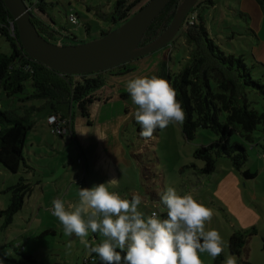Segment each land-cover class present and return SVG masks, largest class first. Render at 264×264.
I'll return each instance as SVG.
<instances>
[{
    "label": "rangeland",
    "instance_id": "374dc122",
    "mask_svg": "<svg viewBox=\"0 0 264 264\" xmlns=\"http://www.w3.org/2000/svg\"><path fill=\"white\" fill-rule=\"evenodd\" d=\"M45 1L48 2L46 12L37 7L32 10L41 21L50 16L54 18L55 26L52 27L57 32L43 31L53 42L65 31H72L79 39L83 38L85 26L90 29L88 40L94 39L100 36L101 31L113 29L123 22L116 24L111 18L117 0ZM239 1L215 0V6L197 10L205 15L210 36L224 50L236 54H244L245 51L246 56L250 53V42L255 43V34L239 14V8L242 9ZM146 2H141L133 11L136 12ZM71 11L78 12V24L68 21ZM180 33L176 35L174 45L168 44L122 66L104 71L105 80L95 89L97 99L90 104L89 115H84L78 103L71 100L59 103L52 99L49 102L44 98H32L22 102V98L33 91L30 83L26 84L24 93L11 97L0 86V108L12 110L18 115L28 113L34 122L23 151L32 169L21 167L17 174L9 172L0 164V264H87L85 259L92 254L89 255L77 237L65 235L62 224L50 211L52 202L57 196L66 204L75 202L78 188L82 185L90 188L113 176L119 181V187L113 190L129 200L134 194H139L142 197L140 210L146 214L157 210L163 218L162 213L166 212V208L161 202V195L166 186H174L181 194L191 193L196 200L209 207L216 217L218 215V218L213 216L210 224L215 223L219 228L223 217L216 206L218 202L213 200L209 176H202L193 166L194 163L202 164L201 160L194 157L195 148L217 139L216 133L210 128H200L193 139H188L182 131V125L170 124L164 130L155 131L151 139L145 140L140 135L139 124L133 115L136 105L125 90L126 82L132 78L159 77L164 70L167 71L164 62L168 63L173 75L189 63L193 45ZM67 41L64 40L63 44H68ZM0 50L11 51V45L4 37L0 40ZM248 63L252 64L250 61ZM253 76L259 78L256 74ZM249 99L255 109L264 110V97L261 94L251 91ZM54 105L66 114L71 113L73 132L60 136L52 131L48 112ZM97 133L107 139H98ZM232 139L242 141L238 132ZM251 154L252 149L248 146L247 165H251L255 171V159L250 162L249 158ZM82 157L87 170V183L79 178L84 170L83 163L78 162V158ZM229 164L232 165L231 159L221 156L217 168ZM20 176L28 178L34 188L23 208L6 224L7 215L1 210L8 207L11 199L8 188L17 183ZM70 186L72 189L68 193ZM92 237L94 234L90 233V241ZM20 248L33 260H26ZM99 262L98 257L90 264Z\"/></svg>",
    "mask_w": 264,
    "mask_h": 264
},
{
    "label": "trees",
    "instance_id": "16d2710c",
    "mask_svg": "<svg viewBox=\"0 0 264 264\" xmlns=\"http://www.w3.org/2000/svg\"><path fill=\"white\" fill-rule=\"evenodd\" d=\"M25 1L31 9L37 7L40 11L46 12L47 1ZM143 1L117 0L111 18L116 24L125 21L135 12L133 11L135 7ZM180 1L171 0L163 8L149 26L141 44L152 41L163 32L171 22ZM259 1L264 3V0ZM215 3V0H199L196 7L188 13L180 29V35H184L186 41L193 45L189 56L190 61L174 75L171 73L168 63L164 62L163 66L167 71L164 70L159 77L166 79L172 85L177 93V99L182 104L185 112L182 131L185 136L188 139H193L200 128H210L218 136L209 144L195 148L194 157L202 161L201 166L197 163L193 164L198 172L202 176L212 174L217 169L219 158L227 156L231 159L233 167L245 179H251L256 176V172H251L247 167L248 146L250 147V144L255 142V130L259 126L264 129V110L258 111L252 106L249 93L255 91L264 97V72H258L259 69L264 68V64L258 61L249 64L245 51L244 54L228 52L210 36L205 15L197 9L215 6ZM71 12L68 13L70 23H72L69 19ZM74 13L79 16L78 12ZM239 14L245 19L246 14L241 9H239ZM32 20L40 33L47 39L48 37L43 34V31H56L52 27V25L55 26V20L51 16L44 21L33 16ZM11 22H15L14 17L4 1L0 0V31L11 45L10 52L0 50V86L7 95L11 97L17 93H24L26 84L30 83L33 91L22 98V102L32 98H44L49 102V99H52L59 103L71 100L78 103L84 115H89V106L97 99L95 89L104 82V71L106 70L86 74H66L49 68L27 53L20 41L17 27L12 29ZM85 29L83 38L79 39L78 35L72 31H65L59 34L61 36L55 42L61 44L64 43V40H69L68 44L85 42L90 33L89 27L85 26ZM108 31H101L100 36ZM175 37L170 44L174 45ZM254 74L259 78H255ZM23 106L26 105L23 104ZM31 107L33 106H27L30 109ZM52 115H56L60 119L70 117L72 122L71 113L69 116L57 105L49 110L48 117ZM54 126L56 123L52 124L53 132ZM33 127L34 122L28 113L18 115L12 110L0 108V164L9 172L18 174L21 167L32 169L26 162L23 151L27 144L28 132ZM71 129L72 127L68 132L72 131ZM139 130L141 131L140 125ZM236 132L240 133L242 141L232 139ZM67 133L58 134L64 136ZM78 162L85 166L83 157L78 158ZM33 188L34 184L25 176H20L18 182L8 188L11 191V199L8 207L1 210L7 215L6 224H9L14 215L23 208L25 200L32 193ZM162 216L166 218V212H163ZM257 232L258 229L253 227L234 233L230 240L231 251L238 253L245 246L246 237ZM262 248L264 250V237ZM20 251L26 260H33V257L23 252L22 248ZM224 258V252H222L215 258L214 264H222ZM95 259V256L92 255L90 258H86L85 262L90 264Z\"/></svg>",
    "mask_w": 264,
    "mask_h": 264
},
{
    "label": "clouds",
    "instance_id": "9594fccd",
    "mask_svg": "<svg viewBox=\"0 0 264 264\" xmlns=\"http://www.w3.org/2000/svg\"><path fill=\"white\" fill-rule=\"evenodd\" d=\"M125 90L136 105L133 115L145 140L157 129L183 125L184 109L166 79L138 76L126 82ZM97 136L107 139L101 133ZM118 187V178L113 176L90 188L80 187L75 202L53 200L50 209L65 235L77 237L102 264H204L201 253L215 259L224 251L220 233L206 230L213 211L191 193L181 194L176 187L166 186L161 195L166 218H162L157 210L141 211L142 197L124 198L113 190ZM90 233L99 234L101 241H90ZM222 264L237 262L227 256Z\"/></svg>",
    "mask_w": 264,
    "mask_h": 264
},
{
    "label": "water",
    "instance_id": "95a60500",
    "mask_svg": "<svg viewBox=\"0 0 264 264\" xmlns=\"http://www.w3.org/2000/svg\"><path fill=\"white\" fill-rule=\"evenodd\" d=\"M14 17L20 41L27 53L51 69L66 74H86L111 69L150 54L180 31L188 13L199 0H181L163 32L141 44L151 23L171 0H148L128 19L106 34L81 43L61 44L45 38L33 22V11L25 0H3Z\"/></svg>",
    "mask_w": 264,
    "mask_h": 264
},
{
    "label": "crops",
    "instance_id": "0c3cea01",
    "mask_svg": "<svg viewBox=\"0 0 264 264\" xmlns=\"http://www.w3.org/2000/svg\"><path fill=\"white\" fill-rule=\"evenodd\" d=\"M239 5L242 8L241 10L246 14L244 20L247 21V25H249L255 34V43L250 42V53L246 55L248 61L251 63L258 61L264 64V3H261L259 0H240ZM258 72L263 73L264 68L259 69ZM71 130L73 132V127ZM254 135V147H250L252 154L249 158L250 162L255 159V171L251 165H247L251 172H256L254 178L245 179L230 164L217 168L215 172L208 175L209 177L207 176L210 179L208 184L212 187L213 200L218 202L216 206L222 213L223 221L221 219V222H219V224L221 223L219 228L216 227L215 223L206 224V230L216 229L220 233L224 242V257L233 256L237 264H264V250L262 248L264 237L263 127L255 130ZM79 178L84 180V183H87L86 166H84L83 175ZM82 187H85V185H82ZM71 189L72 186L68 188V193ZM214 193L216 194L215 196ZM213 216L214 218H218V215L217 217L216 215ZM217 220L220 221V219ZM224 221L225 226L223 225ZM253 227H256L258 232L248 235L245 246L238 253H233L230 247L231 236L236 232ZM101 239L99 234H94V238H91V240H96L97 242H100ZM92 255L95 256L96 261L98 256L96 254ZM200 255L204 264H212L215 260L207 253H201ZM99 264H102V262L100 261Z\"/></svg>",
    "mask_w": 264,
    "mask_h": 264
},
{
    "label": "built area",
    "instance_id": "2783aa9c",
    "mask_svg": "<svg viewBox=\"0 0 264 264\" xmlns=\"http://www.w3.org/2000/svg\"><path fill=\"white\" fill-rule=\"evenodd\" d=\"M69 19H70V21L73 24H78L79 23L78 16L74 12L70 13ZM11 27H12V29H14V22H11ZM2 37H3V34L0 31V40H1ZM49 121H50L51 124L56 123V126H54L53 130H54V132L59 133V134L67 133L69 128L71 127L70 117L69 118L68 117H64V118L60 119L58 116L52 115V116L49 117ZM253 144L254 143H251L250 147H254ZM262 155L264 156V153ZM57 198H59V197H56L55 199H57ZM52 207H51V209H52Z\"/></svg>",
    "mask_w": 264,
    "mask_h": 264
},
{
    "label": "flooded vegetation",
    "instance_id": "af4514ba",
    "mask_svg": "<svg viewBox=\"0 0 264 264\" xmlns=\"http://www.w3.org/2000/svg\"><path fill=\"white\" fill-rule=\"evenodd\" d=\"M50 36L52 37L53 35L50 33ZM170 43H171V42H170ZM170 43H168V44H170ZM168 44H167V45H168Z\"/></svg>",
    "mask_w": 264,
    "mask_h": 264
}]
</instances>
